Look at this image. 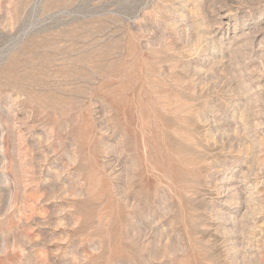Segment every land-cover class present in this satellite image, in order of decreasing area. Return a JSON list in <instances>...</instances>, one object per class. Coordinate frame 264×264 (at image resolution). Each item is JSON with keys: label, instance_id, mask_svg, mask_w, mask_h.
<instances>
[{"label": "rangeland", "instance_id": "rangeland-1", "mask_svg": "<svg viewBox=\"0 0 264 264\" xmlns=\"http://www.w3.org/2000/svg\"><path fill=\"white\" fill-rule=\"evenodd\" d=\"M0 264H264V0H0Z\"/></svg>", "mask_w": 264, "mask_h": 264}]
</instances>
